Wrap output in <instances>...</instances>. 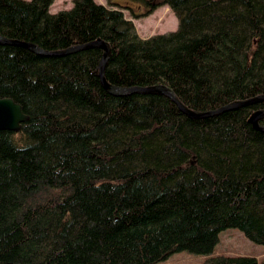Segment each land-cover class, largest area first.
<instances>
[{
    "label": "trees",
    "instance_id": "16d2710c",
    "mask_svg": "<svg viewBox=\"0 0 264 264\" xmlns=\"http://www.w3.org/2000/svg\"><path fill=\"white\" fill-rule=\"evenodd\" d=\"M54 1L0 0V36L47 53L101 40L108 84L163 85L195 113L264 96V0H123L141 17L174 14L177 30L149 39L120 10L73 0L50 14ZM102 54L0 45V99L28 117L0 131V264H158L182 251L264 264L210 256L228 229L264 246V132L249 123L264 102L191 119L164 95L114 97Z\"/></svg>",
    "mask_w": 264,
    "mask_h": 264
},
{
    "label": "rangeland",
    "instance_id": "374dc122",
    "mask_svg": "<svg viewBox=\"0 0 264 264\" xmlns=\"http://www.w3.org/2000/svg\"><path fill=\"white\" fill-rule=\"evenodd\" d=\"M94 1L109 9L120 10L124 18L133 23L136 33L141 39L174 32L178 27L176 17L172 12H165L166 7H160L153 14L141 17L139 15L144 12V9L140 5L117 0L114 2V6H110L106 0ZM72 2L73 0H55L49 9V13L55 14L62 10H69L72 7ZM217 255L254 257L264 263V246L252 243L237 229H228L220 233L219 243L210 256ZM208 257L182 251L169 256L158 264H202Z\"/></svg>",
    "mask_w": 264,
    "mask_h": 264
},
{
    "label": "water",
    "instance_id": "95a60500",
    "mask_svg": "<svg viewBox=\"0 0 264 264\" xmlns=\"http://www.w3.org/2000/svg\"><path fill=\"white\" fill-rule=\"evenodd\" d=\"M0 45H14V46L24 47L41 56H64L79 50L98 47L103 51L102 57L98 65V76L100 78L103 89L108 94L114 97H122L132 93L164 95L168 97L177 106V108L181 113H183L185 116L191 119L207 118L213 115L223 113L225 111L238 110L243 107H248L264 102V96H260V97H254L244 101H238L232 103L228 106L220 108L217 111L206 112V113H195L189 110L188 108H186L182 103H180V101L176 98L175 94L169 88L163 85L147 87V88H119L112 86L108 84L104 78V68L110 56V49L108 45L101 40H97L95 42L88 43L83 46L72 47L65 51L57 52V53L43 52L34 45L7 40L1 36H0ZM263 118H264V110H258L251 115L249 119V123L256 130L264 132V127L259 124ZM27 121H28V117L22 112L21 106L19 104L15 103L13 100L8 98L0 99V131L17 133L20 131L21 125H23Z\"/></svg>",
    "mask_w": 264,
    "mask_h": 264
},
{
    "label": "crops",
    "instance_id": "0c3cea01",
    "mask_svg": "<svg viewBox=\"0 0 264 264\" xmlns=\"http://www.w3.org/2000/svg\"><path fill=\"white\" fill-rule=\"evenodd\" d=\"M164 10H165V12H167V11L171 12V11L169 10V8H167V7H166Z\"/></svg>",
    "mask_w": 264,
    "mask_h": 264
}]
</instances>
